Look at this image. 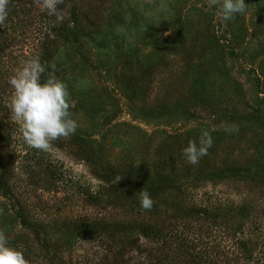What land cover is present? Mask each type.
<instances>
[{"label":"rangeland","instance_id":"rangeland-1","mask_svg":"<svg viewBox=\"0 0 264 264\" xmlns=\"http://www.w3.org/2000/svg\"><path fill=\"white\" fill-rule=\"evenodd\" d=\"M140 1L149 0H64L58 7L68 13L98 7L107 16L126 14ZM182 2V32L157 33L122 64L112 58L113 42L99 45L88 27L77 33L75 26L83 23L77 13L76 23L66 18L58 24L65 38L51 34L55 18L35 0H11L0 25V68L6 69L0 74V161L12 157L7 190L38 227L39 238L7 211L1 195L0 210L10 245L30 264H127L146 260L147 251L161 253L155 249L159 241L129 226L127 205L140 202V193L125 184L129 179L165 186L150 195L167 209L227 213L238 231L218 235L227 245L235 238L244 243L237 263L264 264V0H245V13L228 21L218 6L208 8V0ZM104 22L102 33L119 35L118 44L130 41L124 26ZM33 55L55 64L79 125L48 151L26 144L8 108L9 78ZM232 125L238 132H226ZM202 130L214 143L191 165L183 149L198 142ZM98 218L121 222L104 229ZM173 224L186 241L206 240L202 225ZM165 246L172 264L189 263L176 256L170 237Z\"/></svg>","mask_w":264,"mask_h":264},{"label":"trees","instance_id":"trees-1","mask_svg":"<svg viewBox=\"0 0 264 264\" xmlns=\"http://www.w3.org/2000/svg\"><path fill=\"white\" fill-rule=\"evenodd\" d=\"M149 1H140L137 2V4L139 3L140 5L133 4V6L127 7L126 14L119 10V12L117 11V13L111 15L107 14V16L104 15V11L98 7L82 5L77 9L72 8L67 20L76 23L77 15L75 13H77L83 21L82 24L75 26L77 33H80L79 29H83V27L94 29V33H97L98 35V44L113 42L111 43L113 46L111 51L114 56L112 58L115 60L119 59V62L126 64L132 60L133 52L143 41L153 39L157 33L162 31H166L168 36L174 37L183 30V0H176L174 3L169 0ZM155 5L158 6V9L154 10L153 8ZM102 22L107 26H113L114 24L124 26L130 31V41L128 43L118 44L117 39L119 35H114L113 32L107 30V34L101 32L100 28L103 27L101 26ZM49 30L52 35L61 34V36H65V38L68 36L65 33H59L58 24L55 26L52 24L49 27ZM69 34L76 35L72 32ZM1 70L4 71L6 69L0 68V74L2 75L3 72ZM11 164V156L6 160L0 161V195L6 199L5 207L8 206L7 211H14L19 224L32 231L35 236L39 238L38 232L40 231L38 227L33 226L29 222L27 212L18 205L16 196L9 193L7 190L6 184L7 178L10 177L9 170L11 169ZM125 184L131 187V189H136L138 193L143 189H146L151 193L157 189L165 187L156 181L143 182L134 179L125 181ZM127 208L131 213V217L127 220L129 226L136 229L142 236L159 241V244L155 249L156 252L161 251V253H158L157 255L147 251L145 253L146 260L134 262V259H131L132 261L127 264H172L165 246L166 237H170L176 256L178 258L185 257V259L189 261L188 264H238V252L245 247L244 243L240 239L232 236V238L235 239L227 245V243H223L221 236L218 235V233L221 232L235 235L238 231L237 224L227 213L199 206H191L184 210H179V208L167 209L159 202L154 203L151 211H146L141 208L138 200H135L131 205H127ZM177 221L194 223V225L197 224L198 228L201 225L204 226L206 240H201L197 237L190 241L184 240V233L173 229V223H176ZM119 222L116 220L109 221L104 218H98L95 223L100 228L105 229L112 226L114 229L118 226ZM5 224L6 219L4 218V215H0V228L4 227ZM41 244L43 246L42 248L45 251H48V244L44 241H41ZM140 253L141 252H139V254ZM155 258L156 260L154 261Z\"/></svg>","mask_w":264,"mask_h":264},{"label":"clouds","instance_id":"clouds-1","mask_svg":"<svg viewBox=\"0 0 264 264\" xmlns=\"http://www.w3.org/2000/svg\"><path fill=\"white\" fill-rule=\"evenodd\" d=\"M64 0H35V3L48 16L54 17L53 26L63 23L69 13L59 8ZM11 0H0V25H4L9 14ZM218 6L224 20H232L237 14L246 11L245 0H208V8ZM51 68L42 80L46 68ZM8 83L13 89L8 108L15 122L20 126L22 138L34 149L48 151L53 142L60 138H69L79 127L72 118L70 93L66 83L55 75V64L41 63L38 55L27 58ZM239 128L232 125L226 129L228 133L238 132ZM214 140L210 132L202 130L198 142L190 140L183 149L187 163L196 165L200 159L208 155ZM122 177H118L119 181ZM155 201L150 193L143 189L140 192V206L151 211ZM3 210H0V215ZM0 264H30L22 250L11 246L5 229L0 228Z\"/></svg>","mask_w":264,"mask_h":264}]
</instances>
